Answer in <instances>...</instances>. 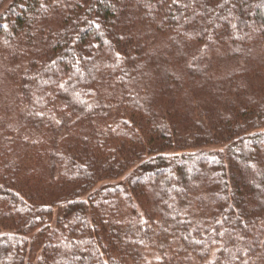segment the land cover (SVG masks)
Listing matches in <instances>:
<instances>
[{"label":"trees","instance_id":"obj_1","mask_svg":"<svg viewBox=\"0 0 264 264\" xmlns=\"http://www.w3.org/2000/svg\"><path fill=\"white\" fill-rule=\"evenodd\" d=\"M0 264H264V0H0Z\"/></svg>","mask_w":264,"mask_h":264}]
</instances>
